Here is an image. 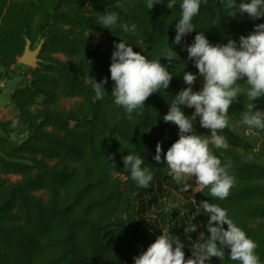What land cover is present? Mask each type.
<instances>
[{"label":"trees","instance_id":"1","mask_svg":"<svg viewBox=\"0 0 264 264\" xmlns=\"http://www.w3.org/2000/svg\"><path fill=\"white\" fill-rule=\"evenodd\" d=\"M180 2L170 9L163 0L149 10L145 0H0V79L19 65L28 44L31 49L42 44L41 62L37 68H26L30 79L12 96L14 116L0 121V264H122L116 245L134 244L146 251L158 237L137 216L136 198L144 188L124 170L123 157L130 152L144 157L154 172L150 185L168 178L165 163L153 157L158 142H163L166 154L179 139L178 126L166 123L163 116L174 96L188 87L183 72L198 74L186 46L200 31L211 43L226 44L264 23V18L253 20L247 14L230 16L220 0H206L193 20L197 29L176 45ZM106 10L135 23L136 32L97 24ZM122 39L149 59H161L173 74L169 88L153 93L131 118L110 94L111 57ZM167 47L179 57L170 65L163 58ZM105 77L109 95L98 101L91 81ZM193 89H200L199 79ZM63 98L77 101L63 109ZM250 103L246 96L238 97L228 118L243 121ZM253 103L264 111V97ZM185 111L190 115L194 109ZM258 130L264 134V129ZM193 131L211 134L199 119ZM218 134L228 147L214 149L215 154L230 162L235 177L229 196L223 201L211 197L194 177L188 179L189 191L175 181L177 192L168 199L165 227L187 198L195 208L201 200L218 203L257 242L264 261V144L255 148L229 125ZM201 216L206 223L195 242H184L186 250L199 241L200 232L207 235L208 218ZM229 251L225 249L224 264H237L227 258ZM210 264L223 262L213 257Z\"/></svg>","mask_w":264,"mask_h":264},{"label":"clouds","instance_id":"2","mask_svg":"<svg viewBox=\"0 0 264 264\" xmlns=\"http://www.w3.org/2000/svg\"><path fill=\"white\" fill-rule=\"evenodd\" d=\"M163 0H145L146 8L152 10ZM206 0H181L180 16L176 23L174 44L180 45L188 34L195 31L193 23L200 14ZM177 0H167L170 9L176 7ZM220 4L230 16L247 14L251 19L264 18V0H220ZM97 24L114 31L134 34L135 23L121 21L117 11L106 10L98 16ZM99 35V34H97ZM188 59L193 61L198 74L183 72V80L188 87L181 89L170 102V109L163 120L178 126L179 139L163 152L162 143L156 145L153 159L165 163L168 174L189 191L194 177L198 185L207 187L209 195L217 200H225L235 184L230 173V162H222L214 149L227 148L226 139L218 130L229 125V108L241 95L250 103L242 114L243 123L249 128L264 129V111L255 109L254 101L264 97V23L255 25L253 32L242 35L239 41L229 39L226 44H213L203 31L195 35L194 41L186 46ZM168 64L177 60L173 47L163 53ZM110 73L114 86L111 90L113 103L122 107L131 118L137 109L145 107V101L153 94L169 88L173 74L161 59H149L134 46L122 39L115 43L111 57ZM203 77V87L194 91L193 85ZM247 87H242V83ZM108 78L97 81L92 78L91 86L95 99L103 101L109 92L105 88ZM194 109L189 115L185 109ZM199 119L202 128L210 130L209 136L193 131L194 121ZM124 170L140 188H147L154 180L152 168L145 164L144 157L130 152L123 157ZM207 219L206 232H200L199 241L192 247V255L186 258L185 243L179 235L162 228L161 234L146 251L134 257V264H210L218 257L224 264L225 249H229L228 259L237 264H264L256 249L258 244L231 218L228 209L209 200L196 204L195 214ZM227 225V227H225ZM200 225L189 223L184 228L186 237L194 233Z\"/></svg>","mask_w":264,"mask_h":264},{"label":"rangeland","instance_id":"3","mask_svg":"<svg viewBox=\"0 0 264 264\" xmlns=\"http://www.w3.org/2000/svg\"><path fill=\"white\" fill-rule=\"evenodd\" d=\"M97 38L99 40L103 39L100 35H97ZM60 58L64 60V57L61 56ZM37 67L38 65L35 68ZM15 72L16 71H14V73ZM198 79L201 89L203 87V77L198 76ZM76 101L77 100H68L63 98L61 99L59 105L63 109H70L76 103ZM229 126L235 133L249 139L255 148L258 149L263 146L264 134L258 129L249 128L243 123V121H232L230 119ZM12 181H16V178L13 177ZM176 192V182L170 175L164 181L144 188L136 198V203L138 206L137 216L158 236L161 234L162 228H167L170 233L179 235L184 242H195L197 232L202 226L205 225L206 221L201 215L197 216L196 219H193L196 208L194 207L191 198L184 200L179 209L172 215L169 227H165L163 220L166 214V205L169 197ZM189 223H197L201 227H199L196 232L189 234L190 237H186L184 228ZM106 238L108 239L109 237L106 236ZM116 250L122 264H134V257L138 256L142 252L134 244H128L123 247L116 245ZM185 253L186 258L190 257L192 255V249H185Z\"/></svg>","mask_w":264,"mask_h":264},{"label":"crops","instance_id":"4","mask_svg":"<svg viewBox=\"0 0 264 264\" xmlns=\"http://www.w3.org/2000/svg\"><path fill=\"white\" fill-rule=\"evenodd\" d=\"M14 71H16L14 73ZM26 67L19 65L13 67L7 78V88L0 93V121H6L14 116V108L12 104V96L15 90L21 85L29 81L30 76L27 75Z\"/></svg>","mask_w":264,"mask_h":264},{"label":"water","instance_id":"5","mask_svg":"<svg viewBox=\"0 0 264 264\" xmlns=\"http://www.w3.org/2000/svg\"><path fill=\"white\" fill-rule=\"evenodd\" d=\"M42 44H39L35 50L31 49L30 44L26 46L25 53L20 58L19 63L28 68H35L40 62Z\"/></svg>","mask_w":264,"mask_h":264},{"label":"built area","instance_id":"6","mask_svg":"<svg viewBox=\"0 0 264 264\" xmlns=\"http://www.w3.org/2000/svg\"><path fill=\"white\" fill-rule=\"evenodd\" d=\"M6 88H7V78L0 79V93L6 90Z\"/></svg>","mask_w":264,"mask_h":264}]
</instances>
